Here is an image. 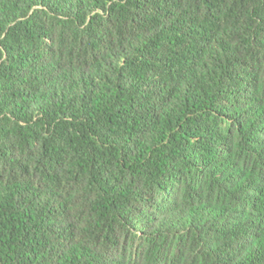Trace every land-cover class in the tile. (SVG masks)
Returning a JSON list of instances; mask_svg holds the SVG:
<instances>
[{
    "label": "trees",
    "instance_id": "1",
    "mask_svg": "<svg viewBox=\"0 0 264 264\" xmlns=\"http://www.w3.org/2000/svg\"><path fill=\"white\" fill-rule=\"evenodd\" d=\"M0 264H264V0H0Z\"/></svg>",
    "mask_w": 264,
    "mask_h": 264
}]
</instances>
